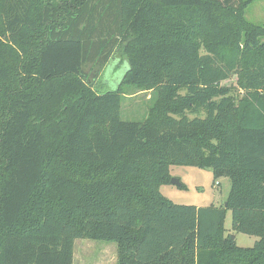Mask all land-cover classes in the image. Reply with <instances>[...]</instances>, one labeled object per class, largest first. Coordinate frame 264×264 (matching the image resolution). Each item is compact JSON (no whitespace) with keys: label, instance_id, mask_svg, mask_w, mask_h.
I'll use <instances>...</instances> for the list:
<instances>
[{"label":"trees","instance_id":"trees-1","mask_svg":"<svg viewBox=\"0 0 264 264\" xmlns=\"http://www.w3.org/2000/svg\"><path fill=\"white\" fill-rule=\"evenodd\" d=\"M251 2L0 0V264H74L79 238L115 242L116 264H264V25L247 19ZM117 53L118 88L96 90L86 69ZM144 89L145 118L123 119L126 94ZM172 165L229 177L226 205L165 197ZM228 210L252 247L227 233Z\"/></svg>","mask_w":264,"mask_h":264},{"label":"rangeland","instance_id":"rangeland-1","mask_svg":"<svg viewBox=\"0 0 264 264\" xmlns=\"http://www.w3.org/2000/svg\"><path fill=\"white\" fill-rule=\"evenodd\" d=\"M246 17L259 25H264V0H253L246 10ZM201 53H206L201 48ZM129 68L126 59L117 53L109 63L100 71L88 67L89 82L99 91L115 90L118 88L124 74ZM236 77L224 82L231 88L230 94L238 97L243 90L236 87ZM153 91L149 89L138 90L132 94H126L121 104V115L125 120L141 121L145 118L150 105V97ZM191 115L190 117H194ZM204 117L205 114L201 113ZM171 178H177L185 185L182 188L178 185L167 183L160 186V192L177 204L196 206H223L226 204L231 190L229 177L214 178L210 168H199L187 165L170 166ZM225 226L227 233L235 235L237 245L241 247H252L259 239L254 235H247L237 232L232 227V213L228 210ZM105 252V253H104ZM117 244L105 240H93L79 238L74 243V264H116Z\"/></svg>","mask_w":264,"mask_h":264},{"label":"water","instance_id":"water-1","mask_svg":"<svg viewBox=\"0 0 264 264\" xmlns=\"http://www.w3.org/2000/svg\"><path fill=\"white\" fill-rule=\"evenodd\" d=\"M171 183L175 184V185H178V186L181 184L180 180L177 179V178H171ZM232 238H235V235H232Z\"/></svg>","mask_w":264,"mask_h":264},{"label":"crops","instance_id":"crops-1","mask_svg":"<svg viewBox=\"0 0 264 264\" xmlns=\"http://www.w3.org/2000/svg\"><path fill=\"white\" fill-rule=\"evenodd\" d=\"M105 253V252H104ZM116 263H117V261H116Z\"/></svg>","mask_w":264,"mask_h":264}]
</instances>
